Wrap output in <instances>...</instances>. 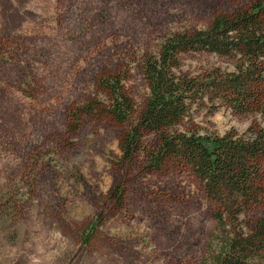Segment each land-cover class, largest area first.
<instances>
[{"label": "rangeland", "instance_id": "374dc122", "mask_svg": "<svg viewBox=\"0 0 264 264\" xmlns=\"http://www.w3.org/2000/svg\"><path fill=\"white\" fill-rule=\"evenodd\" d=\"M253 1L0 0V264H210L216 205L193 171L149 170L143 153L124 161L121 138L136 118L86 119L72 132L69 112L120 69L141 110L149 95L142 61L163 37ZM217 68L233 64L212 53L182 56L191 75ZM219 104L205 98L178 128L264 126L258 114ZM156 141L150 135L148 146ZM251 215L264 217V202Z\"/></svg>", "mask_w": 264, "mask_h": 264}, {"label": "trees", "instance_id": "16d2710c", "mask_svg": "<svg viewBox=\"0 0 264 264\" xmlns=\"http://www.w3.org/2000/svg\"><path fill=\"white\" fill-rule=\"evenodd\" d=\"M188 53L216 54L233 68L191 75L182 70ZM142 69L149 95L141 110L126 87L129 72L120 69L102 75L97 91L70 110L69 130L86 119L125 124L136 118L121 138L122 159L143 153L153 171L185 166L216 205L218 247L210 264H264V217L251 215L264 202V126L254 120L243 133L224 134L178 128L205 98L264 119V0L216 15L205 28L166 35L156 53L145 55ZM150 135L155 145L148 146ZM113 197L123 204V189L115 188Z\"/></svg>", "mask_w": 264, "mask_h": 264}]
</instances>
